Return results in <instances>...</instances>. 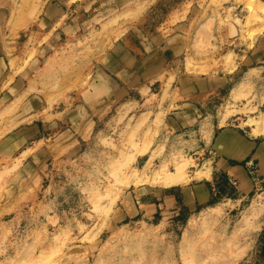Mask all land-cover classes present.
<instances>
[{
    "label": "rangeland",
    "instance_id": "rangeland-1",
    "mask_svg": "<svg viewBox=\"0 0 264 264\" xmlns=\"http://www.w3.org/2000/svg\"><path fill=\"white\" fill-rule=\"evenodd\" d=\"M260 1L16 0L19 10L53 4L60 13L48 23L54 33H12L6 56L16 58L0 65L12 73L0 93V264H264V169L247 165L254 186L244 196L238 165L241 183L219 173L207 207L147 208L167 173L183 172L174 186L217 171L216 115L222 124L236 115L234 127L264 142ZM129 31L156 44L178 35L184 49H161L152 90L134 88L102 115L84 107L71 116L92 87L94 58ZM186 76L200 83L210 121L172 127L154 93L178 90ZM16 77L20 88L8 90Z\"/></svg>",
    "mask_w": 264,
    "mask_h": 264
},
{
    "label": "crops",
    "instance_id": "crops-1",
    "mask_svg": "<svg viewBox=\"0 0 264 264\" xmlns=\"http://www.w3.org/2000/svg\"><path fill=\"white\" fill-rule=\"evenodd\" d=\"M19 1L22 2V0ZM19 8L20 4L19 2L16 3V0H0V48L5 54L2 55V52H0V65H4L5 70L9 68L8 65H11L12 60L16 58L13 57L14 55L6 56L8 49L12 46V33H17L19 36H21V33H25L27 37H30L31 33H40V38H42L44 32L54 33L56 31L55 26L57 24L55 22L52 24L48 23L53 21L60 13L59 7L53 4H49L46 7L41 5L24 7L20 10ZM33 26H36L35 30H31ZM69 27L68 25L67 28ZM9 33L11 34L9 35ZM138 39L139 43L136 44ZM179 39L178 35H165V37L160 39L161 44H156L154 40H146L140 35L139 38L136 37V33L133 34L130 31L125 33L114 44L112 50L101 51L94 58V65H91L88 80V85L92 87L88 92L81 91L79 98L82 103L74 110L75 113H71V116L76 117L77 109L80 110L81 108L82 112L84 107L86 109L95 107L97 111H101L100 115L105 114L108 110L111 111L126 95L130 94V91L134 90V88L138 92H141L144 88H150L154 81L159 80V77L153 80L152 76H158V64L164 59L161 49L171 50L174 54H177L184 49L183 40ZM162 43H164V46H161ZM147 49H150L149 54ZM5 70L0 71L1 94L12 76L11 72L7 73ZM168 78L167 76L165 77L166 80ZM181 80L183 84L178 90L171 88L166 94L163 88L154 93L158 96L157 102L164 96L161 109L168 111V114L164 117V123H170L169 126L172 127L174 125L186 127L197 122L204 124L208 118H205V116L203 118L205 112L200 99L203 97L200 93L203 90L199 85L200 83L197 82V79L194 80V78L189 76L183 77ZM18 81L19 78L16 77L15 81L7 89L17 90L20 88L18 87ZM150 90L152 89L150 88ZM4 95L7 96L9 94L7 92ZM143 99L144 97L140 101H144ZM104 101H106L105 104H102ZM141 103L143 104V102ZM100 104L101 107H99ZM173 105L174 108H172ZM155 106L158 105L155 104ZM59 115L61 113H58ZM154 115H156V112ZM54 116H57V113H54ZM221 118L216 115L212 118V122L208 123L213 128L212 132L215 138L213 147L215 153L218 154L215 170L219 172L216 173L217 171L211 170L210 176H206L204 180L192 179V181L184 185L152 187L149 191L148 197H151V199L147 204V208L151 209L153 214H161L164 209L170 210V212L172 210V212L176 213L184 210L193 213L200 208L209 206L217 195L214 180L219 178V173L227 174L232 182L238 180L241 183V179L233 169L238 165L245 172L248 186L247 191L238 189L241 192L240 195L244 196L246 192L252 189L254 185L249 177L247 165H250L257 172H261L264 169V142L258 140L260 139L258 136L246 137L234 127L230 121L240 120L236 115L228 117L223 124L221 123ZM33 128L37 133L38 130L36 128H38V125ZM23 145L24 142L22 141L19 143L18 148Z\"/></svg>",
    "mask_w": 264,
    "mask_h": 264
},
{
    "label": "bare ground",
    "instance_id": "bare-ground-1",
    "mask_svg": "<svg viewBox=\"0 0 264 264\" xmlns=\"http://www.w3.org/2000/svg\"><path fill=\"white\" fill-rule=\"evenodd\" d=\"M261 2V1H260ZM261 4V6H257V10H255V16H257L256 18H258L260 21H262L261 22V24H263V22H264V4L261 2V3H259V5ZM263 4V5H262ZM248 7H250V6H248ZM252 7V6H251ZM256 8V7H255ZM252 12H254V9H253V11ZM253 14V13H252ZM254 15V14H253ZM260 21H259V24H260ZM264 25V24H263ZM263 28H264V26H262ZM262 28V29H263ZM253 33V32H252ZM261 124H259V126H260ZM181 169H179V171H180ZM181 171H183V170H181ZM201 172V171H200ZM179 172L177 171V173H175L176 175L178 174ZM181 173H183V172H181ZM181 173H179L180 174V176H182L181 175ZM168 174H170L169 176H168ZM172 175V173H167L166 174V177H165V180H163V181H166V182H164L165 184H166V186H170V185H173V184H178V183H182L183 181H185V176L184 177H182V178H177V176L176 175H174L173 174V176H171ZM184 175V174H183ZM186 175V174H185ZM167 176L171 179V177H173V178H175V176H176V178L177 179H169V178H167ZM188 177V176H187ZM186 177V178H187ZM140 178V177H139ZM141 179V178H140ZM164 179V178H163ZM169 179V180H168ZM184 179V180H183ZM187 180V179H186ZM164 184V185H165ZM53 254V253H52Z\"/></svg>",
    "mask_w": 264,
    "mask_h": 264
}]
</instances>
